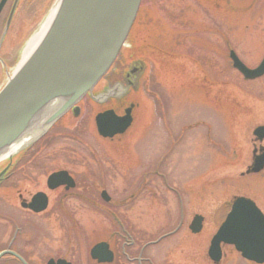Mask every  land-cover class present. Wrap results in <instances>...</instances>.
<instances>
[{"label":"rangeland","instance_id":"374dc122","mask_svg":"<svg viewBox=\"0 0 264 264\" xmlns=\"http://www.w3.org/2000/svg\"><path fill=\"white\" fill-rule=\"evenodd\" d=\"M12 1L0 22V42ZM49 1H35L14 20L0 49V83L5 62L9 70L17 67L24 45L50 13ZM187 12L191 20L182 16ZM231 49L251 68L261 62L264 0H143L121 60L147 63L133 124L123 135L103 138L95 124L103 107L83 100L82 114L66 129H53L46 143L29 146L50 164L25 177L20 188L28 199L40 189L48 192V211H11L2 206L9 201L0 191V231L2 215L15 213L24 224L17 250L33 264L52 257L98 264L90 250L101 241L112 242L113 264H137L124 258V242L134 241L124 252L136 258L144 245L181 226L146 247L143 258L153 256L155 264H217L208 249L233 199H253L264 212V169L247 173L254 149L264 144L253 133L264 125V77L246 80L232 66ZM61 168L85 174L88 183L63 201L62 210L60 191L44 186ZM103 190L110 202L101 198ZM196 214L204 216V226L195 234L189 225ZM223 251L218 264H255L231 245ZM0 264L18 263L5 257Z\"/></svg>","mask_w":264,"mask_h":264},{"label":"water","instance_id":"95a60500","mask_svg":"<svg viewBox=\"0 0 264 264\" xmlns=\"http://www.w3.org/2000/svg\"><path fill=\"white\" fill-rule=\"evenodd\" d=\"M8 0L0 1V14ZM143 0H56L54 15L45 33L29 56L17 69L7 74L0 87V159L15 151L33 145L70 110L79 115L80 101L89 95L95 101L114 97L118 84L107 93L95 94V88L109 73L128 40L137 20ZM18 0L8 18L1 43L11 25ZM232 66L246 80L264 76V57L258 66L249 67L233 49L229 51ZM145 64V63H144ZM133 105L123 115L114 109L98 113L95 123L103 138L124 134L133 123ZM258 140L264 139V125L254 130ZM257 154L247 173H259L264 169V147ZM9 153V154H8ZM14 153V152H13ZM11 153V154H13ZM4 172L0 173V181ZM48 186L75 187L76 182L67 170L56 171L48 177ZM106 202L111 200L107 191L102 192ZM48 196L36 193L27 206L34 212L48 207ZM204 217L196 215L190 229L199 233ZM179 229V228H178ZM177 229V230H178ZM158 240L146 244H155ZM222 244L234 245L242 256L259 264L264 263V213L249 198L240 196L233 200L231 211L214 235L209 256L214 262L223 257ZM9 254L23 264L28 262L16 252ZM92 260L111 263L115 254L108 241L96 243L90 250ZM46 264H72L66 259H50Z\"/></svg>","mask_w":264,"mask_h":264},{"label":"flooded vegetation","instance_id":"af4514ba","mask_svg":"<svg viewBox=\"0 0 264 264\" xmlns=\"http://www.w3.org/2000/svg\"><path fill=\"white\" fill-rule=\"evenodd\" d=\"M35 1H37V0H19L17 5H16V8H15L14 18L17 19V17L21 15V12L23 11L24 7H26V6L30 7V4H34ZM10 2H11V0H8L6 6L4 7V10L2 11V13L0 15V22L4 18V13H5ZM14 3H15V0L12 1V5H11L10 11L7 14V17L5 19V23L7 22V18L9 17L11 10L13 9ZM4 28H5V26H4ZM143 70H144V62L140 59H134L133 58V59H130V61L118 62L116 64L115 68L113 69V71H111L99 83V85L95 89V94H97V95L98 94H104V93H107L108 90H110V88L116 87L118 84H121L122 87L117 88L114 97H108V98L101 100V101H95L92 98L89 100V98H87L86 100H84V102L88 100V101L93 102L95 104L101 105L103 107V109L101 111H105L107 109H114L119 115H123L126 108L133 105L132 114L134 117L135 110L139 106L137 98H139L140 86H141L142 81H143V76H144ZM84 102L82 101L80 103V108H81L80 115L82 114V111H83V103ZM80 115H75L72 110L69 111L67 114H65L62 118H60L55 123L53 128L47 134H45L42 138H40L38 141H36L35 146H37L38 144L46 143L47 137L50 133H52L58 127L60 129H66V127L68 126L67 123L71 122L73 119L80 117ZM30 146H32V145H30ZM30 148L31 147L21 149L17 152H14L13 154L7 155L6 157H4L0 160V173L4 172L2 179L0 181L1 197L5 200L9 201V203L3 204L2 206L10 207L11 211H21V212H25V213L29 212V213L40 215V214L47 212L49 207H50L51 198H50L49 193L46 192L45 190H42V189H40L39 191L36 192V193H38V192L46 193L48 196V200H49L48 207L46 208V210L36 213L27 206L28 204H30L33 196L30 199L26 198L24 196L20 186H22L23 181H25V177L32 178L33 176L38 175L40 172H42V170L47 165V163L50 164V161L40 160L42 157L39 155V152H38L39 150H36L33 153V152H31L32 149H30ZM60 170H67V169L61 168V169L55 170L53 172L60 171ZM68 171L76 182L75 187L67 188L66 185H60L54 189L49 188L48 182H47L48 176L53 172H51L47 176V178L45 180V185H44L46 187V189L50 192L60 191L59 208L61 210L64 209L63 201L67 197H69V196L72 197L73 192L75 190L79 189L81 186H84V187L88 186L87 178H86L87 176H85V174H83L82 176H78V175L74 174L73 172H71L70 170H68ZM163 177H165V176L163 175ZM35 194H33V195H35ZM15 196H17V197L15 198ZM100 196L103 199L102 193H100ZM14 198L16 200L15 202H14ZM18 201H19V204H18ZM98 204L99 203H92L91 205L93 207H96V205H97L99 208L100 204L99 205ZM108 204H111V203H108ZM13 214H15V213H12V216L2 215L1 221H2V224H4L5 226H3L2 231H0V246H3V243H6V245H4L2 249H0V252L11 250V251L19 254L21 257H23L28 262V264H33L30 261L29 257L24 255L20 250H17V246L21 242V239H22V233L23 232H22L21 227L24 226V224L21 223V221H19L18 218H13L14 217ZM3 216H4V219H3ZM10 232L12 233L11 236H10ZM109 243H110L112 250L115 253V259H116V257H117L116 250H114L112 242L109 241ZM224 246H226V245H224ZM132 247H134V241L133 240L131 242H128V243L124 242L122 247H121L122 254L126 260H132L133 259L136 261L137 264H155L153 256H148L146 258H143L144 250L142 251V249H141V251H139L138 257L131 258L128 254H126L124 252V250L126 248H132ZM5 257L9 260H12L14 263L23 264L17 258H15L14 256L9 255V254L4 255L0 259H3ZM64 259H66V258H64ZM66 260H68V259H66ZM68 261H70V260H68ZM247 261H249V260H247ZM70 262L72 264H74L72 261H70ZM114 262H115V260L111 263H98V262L97 263L98 264H113ZM249 262H252V261H249ZM252 263H255V262H252ZM255 264H258V263H255Z\"/></svg>","mask_w":264,"mask_h":264},{"label":"bare ground","instance_id":"6f19581e","mask_svg":"<svg viewBox=\"0 0 264 264\" xmlns=\"http://www.w3.org/2000/svg\"><path fill=\"white\" fill-rule=\"evenodd\" d=\"M54 11H55L54 9L51 11V13L46 17L45 21L42 23L40 29L25 44V46L22 50V53H21L20 63L23 62L29 56V54L32 52L34 47L37 45V43L39 42V40L41 39V37L45 33L48 25L51 22L53 15H54ZM20 63L18 64V66L20 65ZM5 67H6V75L9 73L11 74L12 72H14L17 69V67H16L14 70H9L7 65ZM18 148H19V145L14 146L13 148L10 149L9 153L11 154V153L15 152Z\"/></svg>","mask_w":264,"mask_h":264},{"label":"trees","instance_id":"16d2710c","mask_svg":"<svg viewBox=\"0 0 264 264\" xmlns=\"http://www.w3.org/2000/svg\"><path fill=\"white\" fill-rule=\"evenodd\" d=\"M52 1H53V0H50V1L48 2V4H47V7H48V8L50 7ZM48 5H49V6H48ZM47 7H46V8H47ZM46 10H47V9H46ZM46 10H43V11L45 12ZM183 12H185V11H183ZM188 14H191V13H190V12H187V14L183 13L182 16H183V15H187V19H186V20H191L190 17H191L192 15L190 16V15H188ZM183 20H184V17H183ZM180 21H181V20H180ZM185 22H188V21H185ZM169 52H170V51H169ZM170 55L176 56L175 53H173V52H172V53L170 52ZM130 56H131V55H130ZM131 57H132V56H131ZM123 58H124V53L122 52L118 61L121 62V60H124V59H125V58H124V59H123Z\"/></svg>","mask_w":264,"mask_h":264}]
</instances>
